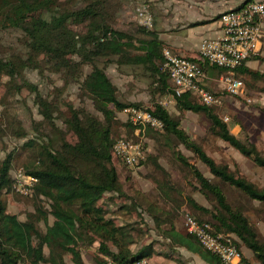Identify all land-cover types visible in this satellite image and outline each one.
Returning <instances> with one entry per match:
<instances>
[{"label": "trees", "instance_id": "obj_1", "mask_svg": "<svg viewBox=\"0 0 264 264\" xmlns=\"http://www.w3.org/2000/svg\"><path fill=\"white\" fill-rule=\"evenodd\" d=\"M119 2L0 0V30L20 29L27 51L26 57L13 55L0 58V77L8 79L5 99L27 89L35 95V104L43 117L39 122L33 119L27 121L13 116L9 109L0 115V144H4L6 136L17 141L31 132L37 134L20 148H0V264H66L67 255L72 257L74 264H85L82 251L91 249L95 243H99L96 264H108L109 261L113 264H133L159 254L156 244L161 239L169 242L171 247L186 245L209 264H220L219 258L203 249L186 228L176 230V211L151 212L159 240L144 244L137 251L132 248L137 244L132 225H118L114 219L107 218L109 211L100 204L105 196L113 193L126 196L120 182V168L127 165L113 150L116 137H119L118 130L122 128L128 135L136 131L131 122H121L119 114L127 107L145 108L141 104L119 99L118 88L105 70L113 63L118 67H129L132 71L141 70V76L153 84L150 90L154 105L145 109L163 122L164 129L156 131L147 128V135L164 138L166 145L174 149L177 145L184 146L207 166L212 176L264 207V188L260 189L238 177L228 166L219 165L180 128L177 118L165 107L155 104L156 96L170 95L173 90L169 75L163 70V50L166 47L154 31L145 27H139L135 33L114 29L115 7ZM46 13L50 14L49 20L45 18ZM73 24L85 25L84 32H76ZM188 59L202 69L204 65L209 66L202 59ZM211 69L218 70L216 67ZM33 71L59 74L66 87L76 82L83 95L94 103L99 115H92L68 103L67 111H62L65 88L45 96L37 85L26 79L25 74ZM236 75L242 81L249 78L262 81L261 91L264 93V75L252 72L244 65ZM175 101L177 108L183 112L204 115L218 138L264 169V154L255 144L243 142L233 135L230 126L216 114L214 106L204 105L193 92H187ZM68 134L74 137V141L68 139ZM28 150L36 155L34 162L25 165L23 170L36 178L38 183L34 186L32 197L35 212L22 221L19 215L10 213L8 209L10 197H24L14 189L13 171ZM1 152H5L3 158ZM175 155L186 168L183 170L193 175L198 190L215 202L214 211H209L192 197H188L186 203L172 200L176 210L188 212L187 216L194 217L199 223L212 225L216 232L236 236L239 239L235 240L237 248L241 251V246H246L264 264V244L256 225L242 211L233 208L220 185L206 178L180 152L176 151ZM162 187L167 197L170 191L176 190L167 184ZM183 207L187 211L182 210ZM201 214H210L211 220H203ZM50 217L53 218L52 224ZM41 223L45 224V230L40 228ZM93 226L97 227L96 232H93ZM193 241L198 247L186 244H193ZM107 242L116 245L119 250H113ZM45 249H48V254Z\"/></svg>", "mask_w": 264, "mask_h": 264}, {"label": "rangeland", "instance_id": "obj_2", "mask_svg": "<svg viewBox=\"0 0 264 264\" xmlns=\"http://www.w3.org/2000/svg\"><path fill=\"white\" fill-rule=\"evenodd\" d=\"M59 1L61 3H71V0ZM141 4H143L141 0L138 2L134 0H120L119 5L115 7L114 29L125 33L137 32V29L141 25L137 19L136 9ZM45 18L49 20L50 14L46 13ZM73 29L76 32L83 33L85 25L73 24ZM26 53L25 37L20 29L0 30V58H9L13 55L26 57ZM105 70L112 82L117 86L119 91L118 96L121 101L141 104L145 108L153 107L154 103H152L150 90L153 84L150 80L141 76V70L132 71L129 67H118L115 63L105 67ZM25 76L29 82L37 85L45 96L50 92L55 94V91L65 88L63 101L61 102L62 111H67L68 103L74 105L75 108H82L92 115H99L94 108V103L83 95L76 82L70 83L66 87L65 81L61 79L59 74L49 71L42 74L38 71H33L26 73ZM7 81V78L0 77V115L9 109L13 113V116L27 121L29 119L38 122L42 121L43 117L39 114L38 107L35 104V95L31 94L27 89H23L12 98L5 99V84ZM243 81L245 85L244 93L238 97L224 93L225 97H220L222 100L221 104L214 106V110L230 126L233 135L243 142L255 144L258 150L264 154V93L261 91L263 83L262 81L250 78L248 80L243 79ZM259 84L261 85L260 88ZM212 92L217 93L218 97L221 94L219 88L213 89ZM154 99L155 104L165 107L174 118L180 121V128L192 140L200 144L203 151L219 165L228 166L238 177L246 179L260 189L264 188V169L257 166L251 159L242 156L234 148L218 138L212 132L211 123L204 115L179 110L176 101L169 94L156 96ZM119 119L121 122H126V117L122 114H119ZM57 124L63 129L65 128L61 122H57ZM135 133L128 135L124 129L120 128L118 130L119 137H116V140L128 139L133 143H141L145 149L146 159L139 167L130 168L123 165L125 169L120 168L122 170L120 182L126 196L114 193L107 194L105 199L100 203L104 206V209L109 211L107 218L114 219L118 225H132L134 228L133 234L137 241V244L132 247L134 251H137L144 244L155 241L159 237L151 212L159 214L160 212L176 211L175 227L182 226L185 228L188 212L177 211L172 200L186 203L187 198L192 197L200 206L207 208L209 211H214L215 202L210 201L208 196L198 190V183L190 171L183 170L186 168L176 158V151L187 157L193 165H196L206 178L220 185L228 202L234 209L242 211L257 228L258 224L264 227V207L258 202L248 199L239 190L220 182L212 176L207 166L191 151L182 145H177L176 149H174L166 145L165 139L159 136L152 138L146 132L144 135H139V132L137 133L136 131ZM35 137H37V134L34 132H31L26 138L17 141L13 140L11 136H6L3 140L4 144H0V148L6 147L8 150L20 148L28 140ZM68 139L74 141V137L71 134H68ZM35 155V152L32 150L26 151L19 163L16 164L13 176L18 170L24 169L25 165L34 162ZM4 156L5 152H1V158ZM166 174H168V177ZM164 184L176 189L170 191L169 197L165 196L162 192ZM10 199L8 211L19 215L22 221L27 219L28 214L35 212L32 198L15 196L10 197ZM181 209L187 211L186 207ZM201 216L205 221L211 220L210 214H201ZM49 221L52 224L53 218L50 217ZM95 227L93 226L92 228L93 232H96L97 227ZM263 227H261L263 235L261 233L260 235L264 244ZM40 228L45 230V224L41 223ZM107 243L113 250H119V247L111 242ZM156 245L158 251V244ZM98 247L99 243H95L91 249H83L82 256L85 264H96L95 258ZM45 253H49L48 249H45ZM65 260L69 264H74L70 255L65 256Z\"/></svg>", "mask_w": 264, "mask_h": 264}, {"label": "built area", "instance_id": "obj_3", "mask_svg": "<svg viewBox=\"0 0 264 264\" xmlns=\"http://www.w3.org/2000/svg\"><path fill=\"white\" fill-rule=\"evenodd\" d=\"M139 24L148 30L154 27L149 8L141 4L136 9ZM264 22V1H250L237 11H228L220 17L223 27L222 37L204 40L199 54L211 67L221 70L220 83L225 91L234 97L244 93V82L236 77L237 70L256 54L260 37V23ZM163 70L168 73L173 90L170 94L174 100L187 92L195 93L206 106H219L221 98L204 89L200 82L204 77L203 69L186 57L177 56L170 49L163 50ZM126 121L132 123L139 135H144L147 128L156 131L164 129L163 122L145 108L127 107L121 113ZM114 153L121 157L127 167H139L146 159L145 149L141 143L127 139L116 140ZM16 193L24 197L34 196V186L38 180L23 169L14 175ZM185 228L206 251L219 258L220 264H249L235 244L231 234L216 232L212 225L199 223L194 217L187 216ZM108 264H113L109 261ZM133 264H148L143 259Z\"/></svg>", "mask_w": 264, "mask_h": 264}, {"label": "crops", "instance_id": "obj_4", "mask_svg": "<svg viewBox=\"0 0 264 264\" xmlns=\"http://www.w3.org/2000/svg\"><path fill=\"white\" fill-rule=\"evenodd\" d=\"M141 1L149 8L154 23L152 31L157 34L159 41L163 43L164 47L170 49L177 56L202 59L199 54L202 42L204 40L218 39L223 35V27L220 23V17L223 13L237 11L250 1L264 0ZM260 29L256 54L244 66L252 72L264 75V22L260 23ZM203 71L204 77L200 85L207 91L219 88L222 94H219V97H225L223 94H227V92L219 81L221 70H213L211 67L204 65ZM261 227L263 226L258 224L260 233L263 235ZM182 229V226L176 227L177 231ZM234 237L236 241H239L236 236ZM155 240H159V238ZM186 244L198 247L194 241L193 244L192 242H187ZM158 252L159 254L148 259V264H209L186 245H174L171 247L169 242L164 239H161L158 243ZM241 252L249 264H261L254 253L246 246H241ZM167 255L173 256L168 257ZM65 261L66 264H69L67 260Z\"/></svg>", "mask_w": 264, "mask_h": 264}]
</instances>
